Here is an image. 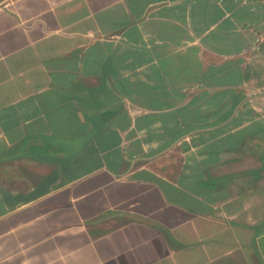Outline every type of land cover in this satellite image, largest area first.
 Here are the masks:
<instances>
[{
	"label": "crops",
	"instance_id": "1",
	"mask_svg": "<svg viewBox=\"0 0 264 264\" xmlns=\"http://www.w3.org/2000/svg\"><path fill=\"white\" fill-rule=\"evenodd\" d=\"M0 264H264V0H0Z\"/></svg>",
	"mask_w": 264,
	"mask_h": 264
}]
</instances>
